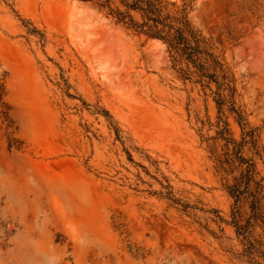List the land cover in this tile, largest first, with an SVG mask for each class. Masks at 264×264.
I'll use <instances>...</instances> for the list:
<instances>
[{
  "label": "rangeland",
  "instance_id": "obj_1",
  "mask_svg": "<svg viewBox=\"0 0 264 264\" xmlns=\"http://www.w3.org/2000/svg\"><path fill=\"white\" fill-rule=\"evenodd\" d=\"M191 19L264 144V1L197 0ZM155 40L90 2L0 0V264H245L231 226H202L232 206L201 137L216 104Z\"/></svg>",
  "mask_w": 264,
  "mask_h": 264
},
{
  "label": "trees",
  "instance_id": "obj_2",
  "mask_svg": "<svg viewBox=\"0 0 264 264\" xmlns=\"http://www.w3.org/2000/svg\"><path fill=\"white\" fill-rule=\"evenodd\" d=\"M92 3L114 24L138 36L156 39L166 45L172 68L180 77L200 88L217 107L214 134L201 136L209 159L232 206L229 218L215 209L219 231L202 225L218 239H223V224L231 226L240 249L228 247L245 264H264V144L261 129L254 127L239 104L238 78L223 53L195 26L191 13L197 0H82ZM259 1L254 0L257 4ZM0 84V105L8 108ZM232 116L240 128L236 137L229 122ZM204 124V122H203ZM169 199L176 203L173 195ZM183 211L196 207L182 204ZM189 213V212H188Z\"/></svg>",
  "mask_w": 264,
  "mask_h": 264
},
{
  "label": "bare ground",
  "instance_id": "obj_3",
  "mask_svg": "<svg viewBox=\"0 0 264 264\" xmlns=\"http://www.w3.org/2000/svg\"><path fill=\"white\" fill-rule=\"evenodd\" d=\"M155 41H158V42H160L159 40H155Z\"/></svg>",
  "mask_w": 264,
  "mask_h": 264
}]
</instances>
